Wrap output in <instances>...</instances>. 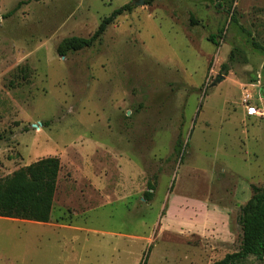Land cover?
<instances>
[{
  "label": "rangeland",
  "instance_id": "obj_1",
  "mask_svg": "<svg viewBox=\"0 0 264 264\" xmlns=\"http://www.w3.org/2000/svg\"><path fill=\"white\" fill-rule=\"evenodd\" d=\"M139 1L0 0V179L60 161L48 226L0 218V264L240 251V207L264 185V0ZM127 4L93 48L58 54Z\"/></svg>",
  "mask_w": 264,
  "mask_h": 264
},
{
  "label": "trees",
  "instance_id": "obj_2",
  "mask_svg": "<svg viewBox=\"0 0 264 264\" xmlns=\"http://www.w3.org/2000/svg\"><path fill=\"white\" fill-rule=\"evenodd\" d=\"M153 1L155 0H148L147 4H152ZM221 2L222 0H218L217 7H223ZM21 6L22 4H19L10 15H13ZM133 9L132 4L116 9L102 21L95 34L88 39L77 37L64 39L57 48L58 54L64 58L69 53L93 48L101 41L108 27L117 18L131 13ZM212 40L214 41V38ZM234 59L235 53H232L230 61L232 62ZM222 70L228 74L229 64L224 65ZM21 73L26 75L23 69H21ZM253 81L255 79L251 82ZM175 151L176 154L185 152L181 136L177 140ZM59 172V159L48 157L19 169L11 176L0 179V218L42 224L50 223ZM155 189L156 181L153 180L148 184V191L144 195L146 201L153 199ZM251 189V199L240 207L239 223L243 231L241 249L236 253L226 255L214 264H242L249 257L264 262V185L260 187L252 185ZM150 250L142 264H147Z\"/></svg>",
  "mask_w": 264,
  "mask_h": 264
},
{
  "label": "water",
  "instance_id": "obj_3",
  "mask_svg": "<svg viewBox=\"0 0 264 264\" xmlns=\"http://www.w3.org/2000/svg\"><path fill=\"white\" fill-rule=\"evenodd\" d=\"M139 4L143 5L144 4V0H140ZM224 79V76L220 75L217 79V81L212 85V87L216 86L218 83H220L222 80ZM35 128L38 129L37 126H34Z\"/></svg>",
  "mask_w": 264,
  "mask_h": 264
},
{
  "label": "built area",
  "instance_id": "obj_4",
  "mask_svg": "<svg viewBox=\"0 0 264 264\" xmlns=\"http://www.w3.org/2000/svg\"><path fill=\"white\" fill-rule=\"evenodd\" d=\"M250 114H251V115H256V116H258V112H257L256 109H254V108H251V110H250Z\"/></svg>",
  "mask_w": 264,
  "mask_h": 264
},
{
  "label": "crops",
  "instance_id": "obj_5",
  "mask_svg": "<svg viewBox=\"0 0 264 264\" xmlns=\"http://www.w3.org/2000/svg\"><path fill=\"white\" fill-rule=\"evenodd\" d=\"M30 224H32L33 222H29ZM33 224H37V225H45V226H48L50 223H47V224H42V223H33Z\"/></svg>",
  "mask_w": 264,
  "mask_h": 264
},
{
  "label": "bare ground",
  "instance_id": "obj_6",
  "mask_svg": "<svg viewBox=\"0 0 264 264\" xmlns=\"http://www.w3.org/2000/svg\"><path fill=\"white\" fill-rule=\"evenodd\" d=\"M33 224V223H32Z\"/></svg>",
  "mask_w": 264,
  "mask_h": 264
}]
</instances>
